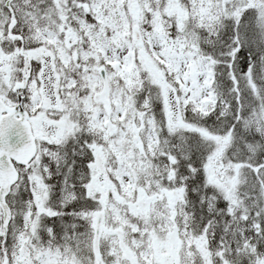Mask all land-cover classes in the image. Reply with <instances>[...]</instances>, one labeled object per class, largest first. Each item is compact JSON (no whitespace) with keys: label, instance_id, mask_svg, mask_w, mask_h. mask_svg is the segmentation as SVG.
Segmentation results:
<instances>
[{"label":"snow or ice","instance_id":"obj_1","mask_svg":"<svg viewBox=\"0 0 264 264\" xmlns=\"http://www.w3.org/2000/svg\"><path fill=\"white\" fill-rule=\"evenodd\" d=\"M0 264H264V0H0Z\"/></svg>","mask_w":264,"mask_h":264}]
</instances>
